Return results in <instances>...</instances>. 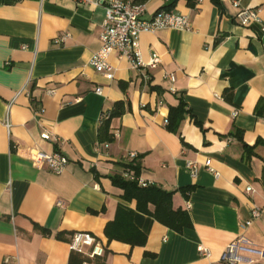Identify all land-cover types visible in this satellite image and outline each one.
Here are the masks:
<instances>
[{"label": "crops", "instance_id": "1", "mask_svg": "<svg viewBox=\"0 0 264 264\" xmlns=\"http://www.w3.org/2000/svg\"><path fill=\"white\" fill-rule=\"evenodd\" d=\"M131 1L145 6L144 19L167 7L191 30L141 34L142 63L156 55L159 64L139 71L112 54L108 81L89 64L101 46V7L0 0V264H220L240 237L238 264H264V118L254 115L264 100V0ZM245 9L257 19L241 26L236 16ZM180 101L184 117L173 130L169 110ZM118 102L126 112L110 120L113 141L104 149L101 118ZM37 153L68 163L53 174L34 162ZM207 160L218 178L203 168ZM186 161L198 165L195 178ZM130 163H139L140 185L173 193L172 208L187 213L189 227L177 233L122 199L110 177ZM118 205L132 210L143 245L107 240ZM253 208L261 216L243 228ZM76 232L95 237L103 256L73 254Z\"/></svg>", "mask_w": 264, "mask_h": 264}, {"label": "built area", "instance_id": "2", "mask_svg": "<svg viewBox=\"0 0 264 264\" xmlns=\"http://www.w3.org/2000/svg\"><path fill=\"white\" fill-rule=\"evenodd\" d=\"M78 1L83 4L101 7L104 10V20L99 36L101 46L97 52L93 53L89 64L97 73L101 74L108 81L114 79V69L108 63V59L112 54H116L118 59L126 60L133 69L139 71H143L145 68L154 69L159 64L160 61L156 55L152 56L148 64L142 63L138 44V39L141 34L155 33L159 30H191V25L186 17L175 15L165 9H160L149 19H144L145 6L131 0ZM232 1L234 3L237 2V0ZM256 19V13L248 9L240 11L236 16V20L241 26H247ZM66 37L67 35L62 36L57 39L56 42H64ZM142 77L144 82H149L150 78L146 73H144ZM166 78L172 82L174 81V76L171 74L166 75ZM95 93L101 95L102 89L99 87L96 88ZM107 119H109V113H104L101 118V123ZM5 125L7 128L9 127L8 119H6ZM98 146L108 149L109 143L99 144ZM129 158L131 161H135L138 157L135 153H131L129 154ZM33 160L36 164L46 167L48 171L53 174H60L68 163L67 159L58 153L50 155L37 153ZM203 168L213 174L215 178H218L219 174L211 167L210 160L205 161ZM185 169L192 178L197 176L199 170L198 165L191 161H186ZM124 178L133 180V173L126 170ZM246 192L251 193L252 189L247 187ZM59 205H61V203H59ZM260 216L261 212L253 208L250 211L249 219L245 221L242 227H249L252 222L260 218ZM243 243L244 239L240 237L235 242L227 245L221 255L220 264L240 263L243 260L241 255H239V253L244 250ZM68 245L71 252L84 255L88 259L99 258L104 254V248L90 233H74ZM197 250L202 257H209L208 249L198 247Z\"/></svg>", "mask_w": 264, "mask_h": 264}, {"label": "trees", "instance_id": "3", "mask_svg": "<svg viewBox=\"0 0 264 264\" xmlns=\"http://www.w3.org/2000/svg\"><path fill=\"white\" fill-rule=\"evenodd\" d=\"M217 3V0H213ZM164 9H167L165 7ZM183 106L182 101L179 102L175 108L169 110V126L174 130L177 125L183 120ZM126 112L124 104L118 102L114 105V109L109 112V119L103 121L98 130L99 143H111L113 141L112 135L109 133L110 120L114 117H120ZM254 115L258 118H264V100L258 102L255 107ZM244 153L248 156L253 154V147L243 146ZM124 173L126 170L133 172L134 179L124 178L123 176L110 177L112 185L122 190V199L126 202L135 201L136 210L152 217L163 226L181 233L184 228L190 226V220L184 211L173 210L172 208V192H167L154 185H140L138 182L140 166L139 163L124 165ZM153 210H150L149 207ZM132 210L118 205L115 218L108 223L104 229V234L108 241L118 240L127 242L131 245H143L145 236L141 234L132 224ZM61 239V236L58 235ZM74 254V253H73ZM80 256L79 254H76ZM95 260L98 257L94 258ZM72 260V257L70 261ZM87 259L81 258L78 260L79 264ZM103 264V263H96Z\"/></svg>", "mask_w": 264, "mask_h": 264}]
</instances>
